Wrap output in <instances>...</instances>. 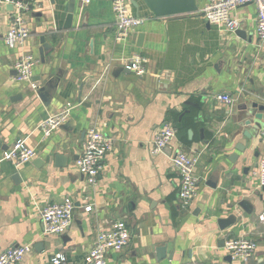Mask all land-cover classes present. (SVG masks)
Masks as SVG:
<instances>
[{
    "label": "crops",
    "instance_id": "0c3cea01",
    "mask_svg": "<svg viewBox=\"0 0 264 264\" xmlns=\"http://www.w3.org/2000/svg\"><path fill=\"white\" fill-rule=\"evenodd\" d=\"M126 1L143 22L123 40L116 39L112 0H41L25 16L30 35L24 45L10 48L3 36L12 7L0 0V252L26 245L15 264H51L57 253L61 264H85L97 232L123 220L129 241L108 251L106 264L264 262V189L257 177L264 111L261 128L249 129V137L242 133L248 128L243 114L253 119L259 109L251 105H264L255 5L233 10L243 31L238 35L202 16L208 0H197V12L166 17L152 16L143 0ZM69 6L73 22L64 28ZM41 36L47 51L40 52ZM22 52L36 58L27 81L15 79L13 64ZM134 53L146 59L142 75L125 67ZM219 93L232 102L219 101ZM63 108L67 120L44 137L40 121ZM104 121L113 148L92 185L75 160L86 130ZM165 124L176 128L175 136L153 154L151 142ZM17 139L36 152L20 168L1 159ZM177 150L197 157V194L188 209L179 206V176L170 165ZM56 154L64 165H55ZM65 197L75 204L71 225L59 235L44 234L41 208ZM241 237L256 242L246 261L224 247ZM163 245L166 256L157 261L155 249Z\"/></svg>",
    "mask_w": 264,
    "mask_h": 264
},
{
    "label": "built area",
    "instance_id": "2783aa9c",
    "mask_svg": "<svg viewBox=\"0 0 264 264\" xmlns=\"http://www.w3.org/2000/svg\"><path fill=\"white\" fill-rule=\"evenodd\" d=\"M41 0H5L11 3L12 10L9 17V24L3 36L6 46L13 48L23 46L30 35V30L26 22V14L32 6L37 5ZM92 0H80L86 5ZM245 3H253L256 8L255 32L260 43H264V0H208L201 8L202 16L210 23L221 24L228 31L235 32L239 28V21L232 15L234 9ZM112 10L115 21L116 39L123 40L129 33L142 22L143 18L131 14L128 10L126 0H112ZM36 58L29 52H22L14 61L15 79L17 81L30 80ZM128 70L137 75H142L146 71V59L141 53H134L125 63ZM32 88H36L31 82ZM219 101L226 104L232 102L231 97L226 93L216 95ZM69 110L60 109L43 118L39 123V129L44 137H48L59 128L68 118ZM107 122H102V126L89 127L84 136L83 149L75 160V165L86 177L90 184H96L99 174L104 166V159L107 153L113 148V138L108 135L103 128ZM176 133V128L165 124L154 136L150 151L159 153L170 144ZM260 140L264 142V126L260 131ZM36 152L34 148L28 146L24 140L17 139L11 147L2 153V160L10 161L16 168H20L29 162ZM172 169L179 176L178 203L182 209H188L197 194V177L194 174L197 157L187 154L182 150H177L169 156ZM257 177L259 187L264 186V156L258 161ZM75 204L65 197L61 202H54L44 205L40 210V220L42 222L44 234L63 233L71 225ZM86 211L91 209L90 204L83 206ZM264 222V212L261 214ZM129 230L123 220H116L112 227L107 230L98 231L93 244L88 249L85 264H106L107 252L110 250H120L129 241ZM224 247L233 256L246 261L255 249V240L248 237L229 239ZM29 251V246H12L0 252V264H15L23 255ZM64 257L55 254L51 259V264H61Z\"/></svg>",
    "mask_w": 264,
    "mask_h": 264
},
{
    "label": "water",
    "instance_id": "95a60500",
    "mask_svg": "<svg viewBox=\"0 0 264 264\" xmlns=\"http://www.w3.org/2000/svg\"><path fill=\"white\" fill-rule=\"evenodd\" d=\"M143 3L145 7L147 8L148 12L154 17H166V16H173V15H179V14L194 13V12H197L199 9L197 0H143ZM10 6L12 7V5ZM73 16H74L73 7L69 6V8L67 9L66 16H65L64 28H70L72 26ZM242 32L243 31H241L240 29H237L235 31V33L238 35H241ZM142 37H143V34L140 33L137 39L138 45H141ZM40 43H41L40 52H42V50L47 51L48 49L51 48L47 43L44 42V38L42 36L40 37ZM46 87L47 85H43L39 87V91L41 92L45 91ZM49 87L52 88V86L50 85ZM39 95L42 101L44 102L49 101V97L45 96L44 94L43 95L40 94V92H39ZM251 107H257L259 111L253 115V119L251 118L248 119V116H249L248 112L243 114L244 116L247 117L244 120L243 124L247 126L248 128L243 130L242 133L247 137L250 136L248 135L250 134L249 129L256 130L258 128H261V125H262L261 120L263 118V114L261 112L264 111V105H258L257 103H253ZM236 148L239 150H243L244 145L238 143L236 145ZM64 160H65V157L63 155L61 154L55 155V165H58V166L64 165V163H60L61 161H64ZM36 162L41 163V161L38 159L36 160ZM13 178L14 179L19 178L18 173H15ZM262 189H264V186L262 187ZM165 250H166L165 245L159 246L155 249V258L157 261L163 259L166 256ZM259 264H264V262L260 261Z\"/></svg>",
    "mask_w": 264,
    "mask_h": 264
}]
</instances>
